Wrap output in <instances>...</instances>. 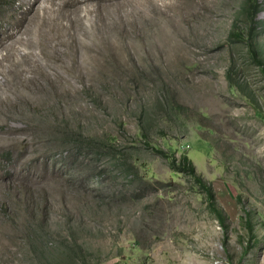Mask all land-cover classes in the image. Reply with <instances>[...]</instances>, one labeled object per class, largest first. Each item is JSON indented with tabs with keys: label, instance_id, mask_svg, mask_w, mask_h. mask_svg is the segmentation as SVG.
<instances>
[{
	"label": "rangeland",
	"instance_id": "374dc122",
	"mask_svg": "<svg viewBox=\"0 0 264 264\" xmlns=\"http://www.w3.org/2000/svg\"><path fill=\"white\" fill-rule=\"evenodd\" d=\"M66 4L63 60L0 73V264H264V0Z\"/></svg>",
	"mask_w": 264,
	"mask_h": 264
},
{
	"label": "bare ground",
	"instance_id": "6f19581e",
	"mask_svg": "<svg viewBox=\"0 0 264 264\" xmlns=\"http://www.w3.org/2000/svg\"><path fill=\"white\" fill-rule=\"evenodd\" d=\"M36 1L37 0H33L32 2L27 1L30 3L28 9L24 10L20 17L12 20L9 25L0 30V48L5 50V52H3V54H1L2 56L0 57V73L2 72V74H5V72H3L5 70L2 69L4 62L5 64H9V67L13 68L14 71L25 70L22 64L29 60L32 61L33 57H36V55H34L35 52L33 53L32 51V49L35 47L39 48V52L47 59L53 61L63 60L62 56L65 54V49L61 48L57 51L55 48L56 46H64L66 44L65 35L67 25L65 21L67 20H65L66 11L64 7L68 3L66 4V0H61V3L59 2L60 5L58 9L61 13L60 18L57 16L56 20L59 38L54 41V44H52L53 42L50 44L47 42V39L50 37L49 35L52 29V23H54L53 21L55 19L53 20L51 16L46 14V10L51 13V10L54 9L53 1L51 2L50 0L49 5L42 6L44 9L41 14H39V11L37 13L34 7ZM22 2L24 3L25 1ZM30 11L32 13H30ZM53 12L52 14H55ZM20 46H23V51L19 53L17 57H14L13 55L19 52ZM38 56L39 54L37 55V58ZM16 66H18V68H16ZM35 68H37V65L30 63L29 69Z\"/></svg>",
	"mask_w": 264,
	"mask_h": 264
},
{
	"label": "trees",
	"instance_id": "16d2710c",
	"mask_svg": "<svg viewBox=\"0 0 264 264\" xmlns=\"http://www.w3.org/2000/svg\"><path fill=\"white\" fill-rule=\"evenodd\" d=\"M254 7V6H253ZM254 17V16H252ZM251 33V30H250ZM156 151L163 155L164 157L168 158L169 160V165L171 169L175 172H184L186 174H189L192 179L196 182V184L201 187L203 192L206 194V198L208 200V206L210 208V211L213 212L215 217L218 219L220 225L226 229L225 225V214L221 207L217 204L216 199H215V193L213 190V187L210 183H208L206 180L202 178L200 174L197 173L195 166L192 162V160L188 157L187 154L182 153L180 154L179 158L177 159L174 154H167L161 149H157ZM242 203V202H241ZM243 208H245L243 206ZM245 215L242 217L244 226L246 227L247 232L250 234V236L253 233V224L251 223V215L248 210L245 211Z\"/></svg>",
	"mask_w": 264,
	"mask_h": 264
}]
</instances>
